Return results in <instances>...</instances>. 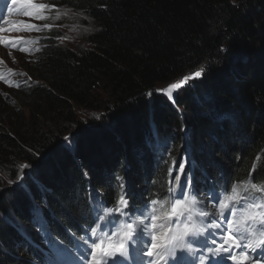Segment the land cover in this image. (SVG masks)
<instances>
[{"label":"trees","instance_id":"16d2710c","mask_svg":"<svg viewBox=\"0 0 264 264\" xmlns=\"http://www.w3.org/2000/svg\"><path fill=\"white\" fill-rule=\"evenodd\" d=\"M50 5L82 15L90 30L74 45L44 28L27 61L30 80L16 79L20 86L0 100V264H45L51 253L41 223L71 245L89 228L91 207L114 206L119 194L138 206L166 194L176 175L185 184L193 179L196 190L249 173L264 184V0ZM239 48L246 53L233 57ZM200 63L195 87L177 91L182 111L166 94L155 95L158 83ZM98 89L108 105L92 104ZM86 104L101 117L88 125L76 121L74 108ZM48 116L76 121L81 134L103 123L108 129L58 146L62 136L40 129ZM23 162L33 174L8 187L2 178L20 176Z\"/></svg>","mask_w":264,"mask_h":264},{"label":"snow or ice","instance_id":"6c2138e0","mask_svg":"<svg viewBox=\"0 0 264 264\" xmlns=\"http://www.w3.org/2000/svg\"><path fill=\"white\" fill-rule=\"evenodd\" d=\"M14 5L24 16L38 20L48 19L46 13L56 7L37 4L34 0H10L6 4L7 13L13 12ZM56 11L54 19H60L59 9ZM0 21L15 26L0 27V45L30 52L31 49L20 45L35 44L37 41L14 39L3 33L41 29L31 23L10 20L7 15H0ZM43 27L50 29L52 25L45 24ZM8 71L15 74L12 69ZM203 74V70H198L184 75L178 82L157 91L174 100L176 90L184 87L189 80L201 78ZM5 82L9 86H20L18 82ZM252 167L255 169L256 165ZM179 170L181 174L185 172L184 163H179ZM175 180L176 185L169 184L166 194L150 197L138 206L130 204L125 194H119L114 206L105 204L102 209L96 210L89 223V234L81 235L79 241L82 243L74 245L80 264H168L169 261L171 264H194L183 254L194 253L191 246L194 243L206 249L207 255L202 256L200 264H224L225 261L232 264H264V259L258 261L250 255L257 249H264V184L253 182L249 173L247 181H237L230 187L223 186L221 191L213 189L210 195L216 201L215 213L210 214L204 210L193 179L190 178L187 185L180 175H176ZM120 187L123 188V184ZM229 213L230 216L227 215ZM216 216L220 218L219 223ZM202 218H211L212 222L205 227ZM49 247L52 249L50 264H64L62 258L66 249L53 241H49ZM144 258L149 259L145 261Z\"/></svg>","mask_w":264,"mask_h":264},{"label":"rangeland","instance_id":"374dc122","mask_svg":"<svg viewBox=\"0 0 264 264\" xmlns=\"http://www.w3.org/2000/svg\"><path fill=\"white\" fill-rule=\"evenodd\" d=\"M34 2L37 4L50 5V0H34ZM7 3H10V0H0V15H7L10 20L23 21L25 23L34 24L41 30L40 31H36V30L12 31L11 33H3V35L10 36L11 38H14V39L19 38V39H22L23 41H31V40L35 41V39L37 40L38 37L45 35L43 31L44 29L43 26L45 24H49V25H52V28H54L55 30H58V32L60 33V37L64 39V43L68 42L71 44L73 43L74 45L76 44L82 45L85 43L86 35L88 34L90 27H89V24L85 23L86 20H84V18H81L82 15L75 14L73 11L70 12L67 9L57 8L59 9V12H60V19H54V17L57 15V11L55 8H53L51 9V11L46 13V15L49 16L48 19L38 20L32 17L24 16L21 12L17 10V6L15 5L13 6V12L11 14L7 13V8H6ZM65 13L67 14L65 15ZM0 27H15V26L7 25V24H4L3 21H0ZM20 46L29 48L31 49V51L26 53V52L19 51L18 48H5L3 45H0V60H3V63H0V75L3 76V78L0 79V85L3 86V87H0V100L3 102L8 101L10 94L7 89L11 88L9 86V83H6L5 80L14 82L16 79L20 77L30 80L26 67L28 63L27 61L33 55V51L35 49L34 44L22 43ZM9 53L11 54L9 55ZM245 53L246 52L243 48H239L238 51L233 55V57L236 58ZM200 64L201 65H198L197 67L193 69L185 70L184 72L177 75L169 82L158 83L155 86V91H154L155 95L164 94L157 90L166 88L168 85L178 82L184 75H190L194 73L195 71L203 70V66H202L203 63H200ZM9 69H12L15 74L10 73L8 71ZM196 81H199V80L197 79L189 80V82L184 87H195L194 83ZM178 90H176L173 93L174 100H170L167 95H166V99L175 105L176 107L175 109H177L178 111L180 110L182 111L183 110L182 103L180 102L178 103L175 100ZM144 94H146L145 95L146 99L149 100L151 99L152 90H147ZM108 99H109V96L107 95V93L103 91L102 89H98L94 94V100L92 104L93 105L99 104L98 106L104 104L105 106V102H106V105H108ZM74 108H75V115L77 117L76 121L80 120L84 122L85 125L89 124V122H87L89 118L95 117L96 120H99L101 118L100 113L94 110L93 106H91L90 104H86L85 106H79V107L74 106ZM50 117H53V116H48L46 120H40L41 124L39 122L38 123L41 126L40 129L44 130L42 132L43 136H45L46 132L49 133L48 135L50 136L51 135H57L59 137L62 136L59 139L58 146L64 144L68 140H71L72 135L74 136L75 134H80V136L82 137H87L88 135L90 136L92 135V133L96 131L98 132L104 129H108L107 124L103 123L100 126H91V129L88 132L81 134L76 131L77 129L76 121L74 122L69 121L68 123L67 120H64L62 117L60 118H56V117L50 118ZM65 137H67L68 139H65ZM22 165H27V164L23 162ZM32 168L33 166L31 165H28V167H24V168L21 167V169H23L22 170L23 174L21 173L19 176V174L17 173L16 178L13 180L6 179L8 176L4 175L5 177L2 178V180L5 181L8 187H13L14 185H17L18 181L20 182L22 181L23 178L18 179V177H21V175L33 174L34 168L33 170ZM1 174L3 175L2 172ZM199 199L203 202L204 210L206 212H214L216 201L211 199V195L203 196ZM62 259L64 261V264H80L79 255H73V254L68 253V254H65ZM49 260L50 258L47 257L45 259V263L50 264Z\"/></svg>","mask_w":264,"mask_h":264}]
</instances>
